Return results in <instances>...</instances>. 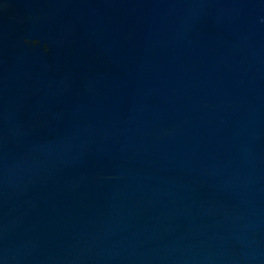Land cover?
Segmentation results:
<instances>
[{
  "label": "water",
  "instance_id": "obj_1",
  "mask_svg": "<svg viewBox=\"0 0 264 264\" xmlns=\"http://www.w3.org/2000/svg\"><path fill=\"white\" fill-rule=\"evenodd\" d=\"M0 264H264V0H0Z\"/></svg>",
  "mask_w": 264,
  "mask_h": 264
}]
</instances>
